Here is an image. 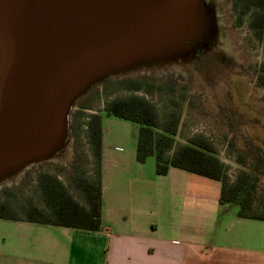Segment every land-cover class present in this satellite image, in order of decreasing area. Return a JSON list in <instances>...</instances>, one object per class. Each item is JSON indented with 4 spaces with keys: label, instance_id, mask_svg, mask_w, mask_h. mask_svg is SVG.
<instances>
[{
    "label": "water",
    "instance_id": "1",
    "mask_svg": "<svg viewBox=\"0 0 264 264\" xmlns=\"http://www.w3.org/2000/svg\"><path fill=\"white\" fill-rule=\"evenodd\" d=\"M208 0H0V189L66 162L71 114L101 82L197 63L220 30Z\"/></svg>",
    "mask_w": 264,
    "mask_h": 264
},
{
    "label": "rangeland",
    "instance_id": "2",
    "mask_svg": "<svg viewBox=\"0 0 264 264\" xmlns=\"http://www.w3.org/2000/svg\"><path fill=\"white\" fill-rule=\"evenodd\" d=\"M212 1L220 30L216 47L225 55L224 64L215 63L212 66L198 68L197 63L189 62L144 67L101 82L93 87L78 105L86 99L88 100L86 103L92 106L90 110L102 111L99 108L107 98L101 93L117 79H145L163 86L164 89L160 93L149 98L156 103L162 115L176 108L174 103L179 104L181 127L176 138L177 144H186V140L194 135L207 137L214 144L219 159L230 168L229 174L231 179H234L240 170L236 156L246 149L249 142L264 150V89L257 86L255 76L259 66L264 63V47L249 28L248 19H245L242 26H237L233 0ZM170 84L177 86L175 94L170 92ZM97 93L101 94V98L94 100ZM184 93L185 100L181 98ZM122 94L124 93L118 95ZM85 115L83 122L90 114L85 112ZM139 129L140 126L137 124L103 114L106 145L122 155L136 156ZM80 133L79 141L70 140V152L66 156V162H45L29 167L11 179L9 181H13L11 185L5 183L1 186L0 200L4 188L15 187L17 193L15 205L18 206L32 198L39 207H43L36 181L38 173L40 171L58 173L65 184L70 186L67 179L75 159L82 164L89 177L95 179L93 158L83 127ZM155 165V158L150 157L138 167L131 166L128 175H122L124 179L120 177L107 179L110 180L108 185L111 187L109 194L115 198L122 196L124 203L118 204H123L128 211L135 212L139 219L153 220V216L144 209L139 194L155 196V181L158 177ZM57 166L63 170L58 172ZM175 171L181 173L184 178L204 181L202 185L193 186L198 192L202 188L204 195H216L218 190L216 182L179 169ZM71 192L81 201V197L73 188ZM116 203L109 208H102L103 225L112 230H120L124 222V219L117 221L119 219L117 217L122 213L115 212L116 207L113 206H116ZM255 207L258 211L264 208V178L260 182ZM209 209L208 206L204 207V215ZM10 225L11 222L0 220V242H3V233L10 231Z\"/></svg>",
    "mask_w": 264,
    "mask_h": 264
},
{
    "label": "trees",
    "instance_id": "3",
    "mask_svg": "<svg viewBox=\"0 0 264 264\" xmlns=\"http://www.w3.org/2000/svg\"><path fill=\"white\" fill-rule=\"evenodd\" d=\"M237 26L248 19V26L264 47V0H233ZM256 84L264 89V63L256 71ZM109 83V82H108ZM169 90L175 94L177 86L170 84ZM164 89L163 86L145 79L123 78L111 83L101 94L107 99L104 108L97 114L88 116V131L85 133L95 168V179L89 177L82 164L75 159L71 164L67 186L58 173L40 171L36 181L43 207L32 198L15 205L16 188H4L0 200V220L25 222L41 226L101 232L103 208V114L140 126L136 160L144 164L150 157L155 158L157 176H167L170 169H179L221 184L219 204L238 208V217L243 220L264 222V208L255 207L259 186L264 178V150L248 143L243 152L238 153L236 162L240 170L231 179L229 167L217 156L214 144L203 135H194L186 144L178 145L176 138L181 127L179 104L161 114L159 107L149 97ZM119 93H124L118 95ZM97 93L94 100H99ZM186 99L185 93L181 97ZM86 100V99H85ZM77 104L71 114V134L75 141L81 137L83 117L90 110L88 100ZM57 171L63 169L57 166ZM73 188L81 197L78 200L71 192Z\"/></svg>",
    "mask_w": 264,
    "mask_h": 264
},
{
    "label": "crops",
    "instance_id": "4",
    "mask_svg": "<svg viewBox=\"0 0 264 264\" xmlns=\"http://www.w3.org/2000/svg\"><path fill=\"white\" fill-rule=\"evenodd\" d=\"M133 165H141L136 156L107 146L103 131V208L117 202L121 229L104 225L103 231L90 232L9 221L0 264H264V222L240 219L237 207L221 206L219 182L215 196L204 195L202 188L194 189L204 181L172 168L157 177L155 196L139 194L153 220L139 219L118 204L124 198L109 194L107 179H124Z\"/></svg>",
    "mask_w": 264,
    "mask_h": 264
},
{
    "label": "flooded vegetation",
    "instance_id": "5",
    "mask_svg": "<svg viewBox=\"0 0 264 264\" xmlns=\"http://www.w3.org/2000/svg\"><path fill=\"white\" fill-rule=\"evenodd\" d=\"M208 2L213 3L212 0H208ZM224 56L223 51H220L217 47L201 45L196 48L197 67L212 66L215 63L224 64L226 59Z\"/></svg>",
    "mask_w": 264,
    "mask_h": 264
},
{
    "label": "built area",
    "instance_id": "6",
    "mask_svg": "<svg viewBox=\"0 0 264 264\" xmlns=\"http://www.w3.org/2000/svg\"><path fill=\"white\" fill-rule=\"evenodd\" d=\"M104 108V103H102V106H100V110H102ZM86 113H88V114H90V115H94V114H97L98 113V110H96V111H92V110H86ZM89 115V116H90ZM88 121H89V118L87 117L86 119H84V125H83V129H84V135H85V133L88 131V126H87V124L86 123H88ZM86 137V136H85ZM87 139V138H86Z\"/></svg>",
    "mask_w": 264,
    "mask_h": 264
}]
</instances>
